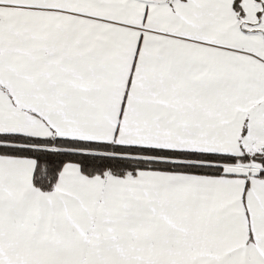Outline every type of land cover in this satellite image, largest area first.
<instances>
[{
  "label": "snow or ice",
  "instance_id": "snow-or-ice-1",
  "mask_svg": "<svg viewBox=\"0 0 264 264\" xmlns=\"http://www.w3.org/2000/svg\"><path fill=\"white\" fill-rule=\"evenodd\" d=\"M0 264H264V0H0Z\"/></svg>",
  "mask_w": 264,
  "mask_h": 264
}]
</instances>
